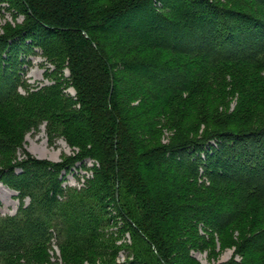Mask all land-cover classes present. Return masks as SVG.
I'll list each match as a JSON object with an SVG mask.
<instances>
[{"label": "trees", "instance_id": "1", "mask_svg": "<svg viewBox=\"0 0 264 264\" xmlns=\"http://www.w3.org/2000/svg\"><path fill=\"white\" fill-rule=\"evenodd\" d=\"M8 1L0 264H52L53 238L63 264H264V0ZM34 55L50 84L25 78ZM41 125L71 155L26 151ZM78 163L92 175L64 185Z\"/></svg>", "mask_w": 264, "mask_h": 264}, {"label": "rangeland", "instance_id": "2", "mask_svg": "<svg viewBox=\"0 0 264 264\" xmlns=\"http://www.w3.org/2000/svg\"><path fill=\"white\" fill-rule=\"evenodd\" d=\"M225 2L226 0H220ZM25 16L13 6L8 0H0V33L3 32L6 26L12 25L16 26L22 24ZM32 64L28 66L25 78L32 87L42 86L44 84H50L51 81L47 76H45V71L47 67L53 68L52 65H44L45 58L40 55H34L31 57ZM46 63V62H45ZM68 74V70L65 71ZM24 92L23 89H21ZM67 92L74 94L75 90L73 88H68ZM235 101L232 102L231 108L233 109ZM166 142V141H165ZM23 148L28 151L32 156L38 159H47L53 162H59L64 157L71 155L72 148L67 144V142L62 139H55L52 143L48 140L46 127L41 125L37 130L28 131L24 135L22 142ZM19 159L23 157L22 149H18ZM86 164L88 167L92 165L91 160H87ZM65 174L64 185L70 186H81L84 182L85 177L92 175L90 169H84L81 167L80 163L73 167L70 172L63 171ZM25 203L30 202V198L26 197ZM0 213L2 216L13 215L17 212L20 205V199L18 198V192L13 190L3 183L0 182ZM112 213L114 211L112 210ZM128 237V235H126ZM121 242V241H119ZM50 255V261L52 264H63V258L60 248L56 244V238H53L50 249L48 250ZM220 254L216 260H209L207 252H193V254L198 258L201 264H214V262L227 261L234 254V248H226L219 251ZM117 262L124 261L123 251L120 253L119 258L116 259Z\"/></svg>", "mask_w": 264, "mask_h": 264}]
</instances>
